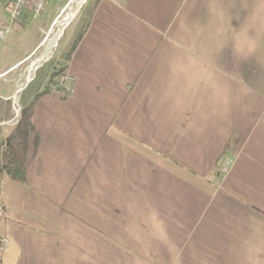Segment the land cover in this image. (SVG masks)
I'll return each instance as SVG.
<instances>
[{
    "label": "crops",
    "instance_id": "1",
    "mask_svg": "<svg viewBox=\"0 0 264 264\" xmlns=\"http://www.w3.org/2000/svg\"><path fill=\"white\" fill-rule=\"evenodd\" d=\"M43 39L0 50V264H264V0H87L15 87Z\"/></svg>",
    "mask_w": 264,
    "mask_h": 264
},
{
    "label": "rangeland",
    "instance_id": "2",
    "mask_svg": "<svg viewBox=\"0 0 264 264\" xmlns=\"http://www.w3.org/2000/svg\"><path fill=\"white\" fill-rule=\"evenodd\" d=\"M66 1L67 0H44V13L41 14L40 17L38 18L33 19L32 17H30L26 22L27 27L22 34L13 32L12 35L7 38L9 40L12 37L11 42L8 40L6 41V43L0 42V50L5 51L7 48H12V51L16 50L19 55H22L23 53H28L33 47H35L43 39L44 36L46 37L47 33L45 35V32L47 31L49 25L51 24L53 17L58 13L59 8L62 5H64ZM86 1L80 8H78L79 10L77 9L78 12L76 10L77 14L73 19V21L70 22L71 24L69 25V27H66L63 30L62 35L59 41L57 42L56 47L51 52L52 54L49 57L48 61L40 62L39 63L40 65L37 62L38 59L42 58L45 55L44 54L46 48V44H45L41 46L40 50L36 52V56L34 57L33 61H31L32 59L29 58V60L21 67V69L18 72L19 80L16 82L15 87H18L25 81L27 69L32 64H34L35 67L38 65L39 66L33 72L32 76L30 77V80H32V78L33 80L35 79L33 83L35 86L43 82L42 78L44 76L45 70L49 68L60 57L63 47L66 46V44H68V42L70 41V38L72 37V32L74 30V24L77 22L81 14V11L86 4ZM69 2L70 0H68L66 6L68 5ZM66 6L63 8L61 13L64 11ZM44 39L41 45L43 44ZM0 62H4L3 59H0ZM13 77H15V74ZM5 80L10 81V79H5Z\"/></svg>",
    "mask_w": 264,
    "mask_h": 264
},
{
    "label": "built area",
    "instance_id": "3",
    "mask_svg": "<svg viewBox=\"0 0 264 264\" xmlns=\"http://www.w3.org/2000/svg\"><path fill=\"white\" fill-rule=\"evenodd\" d=\"M111 2H121L123 0H108ZM0 2H8L9 6V18L12 23L18 21L24 10L28 7L30 8L31 14L34 18L40 17L41 14L44 13V0H0ZM8 28L0 27V38L5 39L7 34L9 33ZM74 79L68 73H65L58 77L57 86L63 90H71L70 86L73 83ZM231 164V160L227 159L224 161L222 165V171H227L228 167Z\"/></svg>",
    "mask_w": 264,
    "mask_h": 264
},
{
    "label": "bare ground",
    "instance_id": "4",
    "mask_svg": "<svg viewBox=\"0 0 264 264\" xmlns=\"http://www.w3.org/2000/svg\"><path fill=\"white\" fill-rule=\"evenodd\" d=\"M84 1L85 0H70L64 11L60 13L59 18H56V20L52 23L42 44V46L46 44L44 52L45 55L37 60L38 64L49 59L51 52L56 47L57 42L62 35L63 30L68 24H70L75 16L76 10L82 6Z\"/></svg>",
    "mask_w": 264,
    "mask_h": 264
},
{
    "label": "trees",
    "instance_id": "5",
    "mask_svg": "<svg viewBox=\"0 0 264 264\" xmlns=\"http://www.w3.org/2000/svg\"><path fill=\"white\" fill-rule=\"evenodd\" d=\"M66 68L67 66L65 62L57 63L54 66V68L50 71L49 82L54 83L59 76L65 74ZM4 168L8 169V172L10 173L9 175L12 178L20 180V181L24 180V173L19 166H14L11 168L10 166H4ZM0 249H1V244H0Z\"/></svg>",
    "mask_w": 264,
    "mask_h": 264
},
{
    "label": "water",
    "instance_id": "6",
    "mask_svg": "<svg viewBox=\"0 0 264 264\" xmlns=\"http://www.w3.org/2000/svg\"><path fill=\"white\" fill-rule=\"evenodd\" d=\"M59 18V16L57 17V19ZM54 56V55H53Z\"/></svg>",
    "mask_w": 264,
    "mask_h": 264
}]
</instances>
